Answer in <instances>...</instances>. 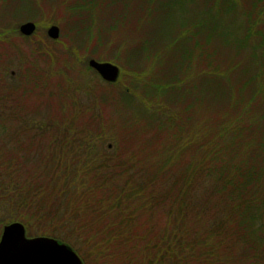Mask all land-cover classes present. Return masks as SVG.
I'll use <instances>...</instances> for the list:
<instances>
[{
	"label": "rangeland",
	"instance_id": "1",
	"mask_svg": "<svg viewBox=\"0 0 264 264\" xmlns=\"http://www.w3.org/2000/svg\"><path fill=\"white\" fill-rule=\"evenodd\" d=\"M236 1L237 15L233 19L239 24L240 40L249 26L256 29V35L259 32L264 36V6L250 9L252 0ZM210 3L211 0H0V236L7 223H19L27 238L58 240L68 245L83 264H138L116 252L110 240L112 234H104L111 212L99 217L95 215L94 198L74 200L70 193L94 188L86 184L95 178L88 162H93L95 169L105 157L121 165L133 159L138 169L161 166L177 152V142L187 139V131L195 129L196 123L198 135L204 134L201 142L205 141L207 123L211 132L215 129L219 119L215 116L218 112L212 109L211 93L204 95L205 91L200 90L209 81L205 72L220 71L223 79L233 63L240 66L241 73L243 68L251 72L256 64L245 52L235 57L231 48L217 53L211 62L203 49L197 54L191 48L184 57L179 54L180 48L169 46L172 42L162 38L165 26L177 35H192V21L209 9ZM212 16L218 20L216 13L206 19ZM26 22L37 25L36 33L30 37L21 36L18 30ZM50 26L60 30L56 40L47 36ZM259 39L254 38L257 42ZM206 49L212 52L210 45ZM90 60L121 69L117 83L103 81L88 66ZM166 82L170 86H163ZM220 82L225 86L221 92L233 94L243 81L232 80L229 88L228 82ZM252 89L249 86L242 95L249 97ZM126 100L133 110L125 108ZM224 107L233 116L238 113L228 95L221 103ZM257 107L264 109V96L251 114L247 108L242 112L243 127L250 126L243 138L255 144L263 140L260 134L264 126ZM177 131L181 135L175 140ZM85 134L90 138H83ZM75 145L88 153L94 149L93 156L66 157L63 163L69 170L68 181L58 183L50 164H55L57 149L59 153L75 151ZM190 153L189 149L183 153L184 163L198 157L196 150ZM145 220L146 217L143 224L148 226ZM158 229L155 225V232ZM236 253L241 255V250ZM146 264H152V257H147Z\"/></svg>",
	"mask_w": 264,
	"mask_h": 264
},
{
	"label": "trees",
	"instance_id": "2",
	"mask_svg": "<svg viewBox=\"0 0 264 264\" xmlns=\"http://www.w3.org/2000/svg\"><path fill=\"white\" fill-rule=\"evenodd\" d=\"M257 6H264V0H252L250 9ZM208 7L201 16L216 13L218 20L214 16L209 20L206 19L208 16L203 19L200 16L190 26L193 34L186 36V33L177 35L175 30L165 26L162 38L172 42L169 46L180 48L179 54L184 57L191 48L197 54L203 49L207 53L206 59L209 56L211 62L217 53L222 54V50L231 48L235 57L245 52L252 64H256L254 71L243 68L241 73L240 66L233 63L228 76L223 79L220 71L209 69L205 72L209 77L207 83L217 78L211 86L205 83L206 88L200 89L205 91L204 95L210 96L211 93L212 109L218 112L215 116L220 121L215 129L211 132L207 123L205 141L201 142L199 139L204 134L198 135L200 130L196 123L195 129L187 131L185 136L188 138L177 142V152L161 166L138 169L134 167L133 159L129 164L125 161L121 165L118 160L109 162L105 157L95 169V164L88 162L89 170L94 171L95 184L93 180L86 184H92L94 188L88 192L72 190L70 193L74 200L91 201L94 198L95 215L99 217L108 215L104 214L108 210L111 212L104 234H112L110 240L116 252H121L122 257L127 255L138 264H146L147 257H152V264H264V126L260 134L263 140L255 144L243 138V134L250 131V126L246 124L243 127L242 123L245 108L251 114L264 96V36L259 32L256 35V29L249 26L244 29L240 40L239 24L233 19L237 15L234 13L236 0H211ZM79 8L84 7L79 5ZM120 8H123L121 3ZM255 37L260 38L258 42ZM207 45H210L211 53L207 52ZM142 50L147 52L148 49ZM235 79L243 81L236 93L221 92L225 86H220V81L228 82L226 86L229 88ZM163 86L170 84L166 82ZM249 86L253 89L249 97H245L242 94ZM227 95L239 114L233 116L225 111V107L221 108ZM126 101L125 108H131L130 102ZM257 108H260L259 120L264 122V109ZM234 111L237 112L236 109ZM138 114L141 115L140 112ZM153 119L159 118L154 116ZM208 131L211 132L209 135ZM180 135L181 132L177 131L174 139L178 140ZM196 135L199 137L195 138ZM87 136L85 134L83 138H90ZM62 140L67 141L65 137ZM75 146V151L70 149L59 153L57 149L55 164H50V168H55L53 173L58 183L64 179L68 181L69 170L63 163L66 157L85 156L89 159L93 156L94 149L88 153L85 148ZM187 149L190 154L196 150L198 157L184 163L183 153ZM63 194H67L66 191ZM156 212L159 215H154ZM144 217L148 226L143 224ZM160 217L165 220L161 221ZM72 220L78 221L76 217ZM155 225L159 227L157 232ZM239 249L241 255L236 253Z\"/></svg>",
	"mask_w": 264,
	"mask_h": 264
},
{
	"label": "water",
	"instance_id": "3",
	"mask_svg": "<svg viewBox=\"0 0 264 264\" xmlns=\"http://www.w3.org/2000/svg\"><path fill=\"white\" fill-rule=\"evenodd\" d=\"M20 33L26 37L35 31L33 23L20 27ZM50 39L56 40L59 35L57 27L47 31ZM89 66L100 77L114 83L119 74L117 67L108 63H97L93 60ZM0 264H82L78 256L65 244L51 238H27L25 228L19 223L5 226L0 238Z\"/></svg>",
	"mask_w": 264,
	"mask_h": 264
}]
</instances>
